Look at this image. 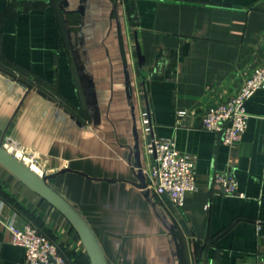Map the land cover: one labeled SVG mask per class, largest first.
Segmentation results:
<instances>
[{
  "label": "crops",
  "instance_id": "1",
  "mask_svg": "<svg viewBox=\"0 0 264 264\" xmlns=\"http://www.w3.org/2000/svg\"><path fill=\"white\" fill-rule=\"evenodd\" d=\"M67 1L0 0V142L37 153L40 174L71 170L50 182L108 264H264V89L233 148L199 114L263 60L264 0ZM154 138L196 158L198 190L182 209L147 190ZM225 172L243 196L214 183ZM27 223L68 264H92L70 222L0 164V264H25L9 226Z\"/></svg>",
  "mask_w": 264,
  "mask_h": 264
},
{
  "label": "built area",
  "instance_id": "2",
  "mask_svg": "<svg viewBox=\"0 0 264 264\" xmlns=\"http://www.w3.org/2000/svg\"><path fill=\"white\" fill-rule=\"evenodd\" d=\"M261 89H264V58L251 70L235 95L216 101L200 111L202 129L220 135L228 148L236 146L248 127L250 115L246 103ZM187 113L180 111L178 115L183 117ZM142 124L144 133L153 132L150 112L142 114ZM4 146L31 167L38 162L37 153L14 140H8ZM150 150L156 155V164L149 174L147 190L157 196H167L178 209H182L187 195L198 190L195 156L181 153L174 138H154ZM213 181L224 194L243 196L237 192L238 182L233 173L215 174ZM9 230L14 245L25 250V264H68L58 244L41 234L32 224L21 227L10 225Z\"/></svg>",
  "mask_w": 264,
  "mask_h": 264
},
{
  "label": "water",
  "instance_id": "3",
  "mask_svg": "<svg viewBox=\"0 0 264 264\" xmlns=\"http://www.w3.org/2000/svg\"><path fill=\"white\" fill-rule=\"evenodd\" d=\"M62 4L64 8L69 6L67 0H62ZM79 11L82 13L84 12L83 5L79 8ZM138 57L139 63L142 65L145 61V57L141 54L140 49H138ZM136 150L138 164L141 165L139 157V144H137ZM0 164H2L11 174H13L27 187L49 202L70 222L74 230L81 238L92 264H108L101 243L88 221L78 208L65 196H63L50 182L59 174L71 170H65L59 174L53 175L40 174L26 162L21 160L17 155L10 152L2 142H0ZM138 178L141 185L145 186V175L140 172Z\"/></svg>",
  "mask_w": 264,
  "mask_h": 264
},
{
  "label": "bare ground",
  "instance_id": "4",
  "mask_svg": "<svg viewBox=\"0 0 264 264\" xmlns=\"http://www.w3.org/2000/svg\"><path fill=\"white\" fill-rule=\"evenodd\" d=\"M32 168H34V170L39 171L38 166H35L34 164L32 165ZM40 172H41V171H40Z\"/></svg>",
  "mask_w": 264,
  "mask_h": 264
}]
</instances>
